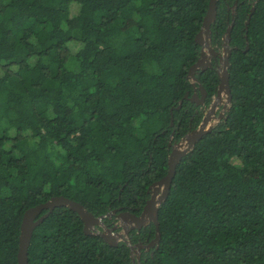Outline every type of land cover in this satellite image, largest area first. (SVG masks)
Masks as SVG:
<instances>
[{"label":"trees","instance_id":"1","mask_svg":"<svg viewBox=\"0 0 264 264\" xmlns=\"http://www.w3.org/2000/svg\"><path fill=\"white\" fill-rule=\"evenodd\" d=\"M209 2L0 0V264H18L25 211L54 196L96 216L143 209L203 117L185 95ZM249 10L231 32V103L177 164L141 264H264V0ZM231 17L218 0L214 44ZM196 76L211 100L217 72ZM28 260L133 264L127 241L86 234L66 206L35 228Z\"/></svg>","mask_w":264,"mask_h":264},{"label":"water","instance_id":"2","mask_svg":"<svg viewBox=\"0 0 264 264\" xmlns=\"http://www.w3.org/2000/svg\"><path fill=\"white\" fill-rule=\"evenodd\" d=\"M217 7L218 0H210L209 7L207 13L205 15L202 27L199 33L196 36V42L202 46L201 57L198 61L190 67L188 78L192 80L194 86L196 87V83L198 82V78L196 77V73L199 69H206L207 65H211V60L206 55L205 50L215 53L213 47L211 46V27L215 22L217 17ZM255 8L252 9L254 12ZM252 15H250L251 17ZM249 21H247V25ZM234 26V21L227 28L225 37H224V52L225 54L222 56V65L218 69L219 76V84L217 86V96L222 97L224 93H226L228 103H231L232 95L230 91L229 85V67H230V57H231V48H230V40H231V32ZM249 48V43L247 41V49ZM217 54V53H215ZM200 90L203 92L204 96L207 95L206 89L203 85H199ZM189 93L186 94V97ZM197 96V93H194ZM198 97V96H197ZM183 100L180 101L182 103ZM227 103V104H228ZM217 102L214 101L212 103L211 110H215V106ZM210 111L207 114L205 121L195 130L190 132L187 136L183 137L177 144H175L172 148L171 153L168 157V172L162 177L160 180L154 182L150 189L153 187V193L150 198L147 200L145 206L142 209V213L138 216L137 214H133L131 212H123L119 214V219L122 222L123 232H115L114 230H106L107 232H98L107 243L110 245L116 246L119 242V239H123L127 241L126 238L123 237V234L129 235V232L133 226L141 228L145 223L152 221L156 224V237L151 241V245L157 244L159 245L161 239V232L159 227L158 220V211L160 205L168 198L171 189V183L173 177L176 172V167L181 158L189 152L194 144L208 131L212 129L215 125H208V121L210 120ZM60 206H66L77 212L81 219L84 222V230L88 234H94L92 229H96V225L103 224V219L106 215L96 216L91 211H89L83 204L73 199H70L65 196H54L50 200L41 203L37 206L29 208L25 211L22 224H21V233L19 237V251H18V264H29L28 260V251L31 243V239L34 233V230L37 226H39L45 218H47L55 208ZM47 211L46 213H43ZM112 214V211L108 213V215ZM129 224L133 226L130 227ZM128 245L132 250H134L133 243L128 240ZM141 246V245H140Z\"/></svg>","mask_w":264,"mask_h":264},{"label":"flooded vegetation","instance_id":"3","mask_svg":"<svg viewBox=\"0 0 264 264\" xmlns=\"http://www.w3.org/2000/svg\"><path fill=\"white\" fill-rule=\"evenodd\" d=\"M258 1L259 0H233V1L232 0H224V2L226 4V9L229 11V13L232 16L231 17L232 20L228 24V27L232 24L233 21L235 23V19H236L237 15H238V10L244 4H246L247 6L248 5L250 6V10L248 11V18H251L252 16L250 17V15H253V13H254V12H252V9L256 8V4H257ZM247 21H249V19L245 21L246 29L248 28V25H249V24L247 25ZM227 23H228V21H227ZM226 31H227V29L225 30V32H224V34L222 36L223 42H222L221 46H219L218 44H214L213 43V37H212V31H211V46L213 47L215 53H217V54H215L213 52H210L208 50H205L206 55H208V58L211 60V65H207L206 66L207 68L204 69V70L203 69H199L197 71V73H196L197 75L200 72L206 71L208 68L215 69V71L218 74V69L222 65L221 58L225 54V52H224V37H225ZM230 48H231V54H232L233 50L238 48V47L230 45ZM201 50H202V46H201ZM245 50H248L247 49V45H246V49ZM200 57H201V54H200ZM196 77L198 78V76H196ZM198 82L199 83H196V87L194 86L193 91L192 92L189 91V94H188L187 97L185 95V98L188 99L191 102V106L193 107V109H194L196 114H200V112H202V116L203 117H202L201 123L199 124V126H200L205 121V118H206L207 114L209 113V111H210V109L212 107V103H214V101L220 103L222 101V99H221L222 97L221 98L218 97L217 93H216V95L213 96V98L210 100L208 98V93H207V95L204 96L203 92L200 90L199 85H201V81L199 80V78H198ZM194 93H197L198 97L196 95H194ZM227 103L226 104H224V103L221 104L220 109L222 111L220 112V114L218 113L219 114L218 118L214 114L215 110H211L210 111V114H211L210 120H211V118L212 119L213 118L216 119L214 124H216L221 118H223V116H225V113H226V111L228 109V104H229V103L228 104ZM181 104L182 103H180L179 107H181ZM217 112H219V110L216 111V114H217ZM199 126H197L195 129H197ZM195 129L192 128L190 130V132H192ZM190 132H188L185 136H187ZM172 134L174 135L175 132L173 131ZM185 136H183V137H185ZM177 143H174L172 146H174ZM152 193H153V187H152L151 190H148L149 196H151ZM123 212H131V213L137 214L139 216L142 213V210L139 211L138 208H135V209H132V210L114 209V210H112V214L108 215L109 212L107 214H104V215H106V217L103 219V224L96 225V229H92V232H94V234H89V235H98V232H107L106 230H114L117 233L118 232H122L124 228L121 225L122 222L119 219V214L123 213ZM151 223H152V221H149V222L145 223L141 228H138L136 226H133L132 224H129L130 227L133 226L131 228L130 232H129V235L123 234V237L126 238L127 242H128V240H130L133 243V245H134V250H132L130 248L131 249V256H132V259H133V264H137V263H135L136 260H138L137 261L138 264H141L140 261L142 260V258H146V256L148 254L153 256V254L155 252L157 244L151 245V241L153 239H155L156 233H155V236L151 238V234L148 233L147 230H146V228L148 226H150ZM154 225L156 227L155 223H154ZM86 234H88V233H86ZM120 242H126V241H124L123 239H119L118 244Z\"/></svg>","mask_w":264,"mask_h":264},{"label":"rangeland","instance_id":"4","mask_svg":"<svg viewBox=\"0 0 264 264\" xmlns=\"http://www.w3.org/2000/svg\"><path fill=\"white\" fill-rule=\"evenodd\" d=\"M227 96H226V93H224L223 95H222V101L219 103V102H217V105L215 106V111H214V114H215V116L218 118V115L220 114V112L222 111L221 109H220V106H221V104H226L227 102H228V100H227V98H226ZM219 110V112H217V114H216V111H218ZM219 113V114H218ZM215 121H216V119L215 118H211V120H209L208 121V125H214V123H215ZM123 232V231H122Z\"/></svg>","mask_w":264,"mask_h":264}]
</instances>
